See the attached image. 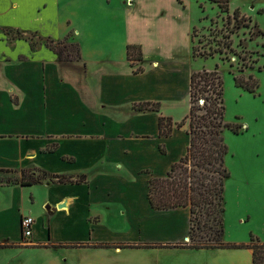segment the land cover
<instances>
[{
  "label": "crops",
  "instance_id": "crops-1",
  "mask_svg": "<svg viewBox=\"0 0 264 264\" xmlns=\"http://www.w3.org/2000/svg\"><path fill=\"white\" fill-rule=\"evenodd\" d=\"M83 2L84 27L75 29L57 0H0V32L56 42L72 33L82 54L66 62L45 44L33 49L0 34V170L17 177L0 184V244L7 245L0 252L39 249L54 258L50 264H91V255L97 264H154L150 256L184 252L176 245L189 242L190 209L156 210L148 192L149 180L165 177L190 144L187 125L160 137L159 119L173 117L183 89L189 94L195 27L174 2L125 7L123 20L112 16L110 25L100 4ZM128 45L142 47L141 62L128 60ZM145 102L160 103V111L134 109ZM27 172L75 183L52 177L23 186ZM26 216L35 221L29 239ZM128 244L137 247L116 246Z\"/></svg>",
  "mask_w": 264,
  "mask_h": 264
},
{
  "label": "rangeland",
  "instance_id": "rangeland-1",
  "mask_svg": "<svg viewBox=\"0 0 264 264\" xmlns=\"http://www.w3.org/2000/svg\"><path fill=\"white\" fill-rule=\"evenodd\" d=\"M57 1L60 17L68 16L74 22L75 29H82L83 0ZM89 1L100 4L96 10H100L109 25L110 17L117 15L123 20L125 7L129 9L133 6L138 9L142 3L159 2L170 5L174 2L172 4L174 9L186 11L193 28L195 27L193 42L197 52V57L193 58L191 51L190 67L194 72L218 69L224 80L225 121L242 126L239 134H234L231 130H225L224 133L229 149L226 166L231 174L226 180L224 193V241L238 245L246 244L253 235L264 243V37L250 41L253 31L251 28H243L235 32L233 20L228 21V16L233 17L238 10L241 16L252 20L251 26L256 24L264 32V0H229V14L222 13L219 5L210 0H182L183 6L177 2L175 4L176 0H132L134 5L126 0ZM1 21L5 19H0ZM13 21H15L13 18L10 19V22ZM1 33L2 35L6 33L10 39L25 38L33 49L45 44V38H41L37 33H30L27 36L15 30H7L5 33L2 30ZM66 38L61 42L70 44L74 41ZM240 41L246 43L247 49L240 45ZM239 70L243 71L246 78L253 75L258 80L259 88L255 93L236 86L234 76L240 74ZM177 101L178 103L168 112L173 115L171 118L175 123H181L188 116L190 109L187 87L181 91ZM202 104L203 100L199 105ZM33 176L45 178L42 173L34 175L27 172L23 180L28 181ZM16 179L13 174L0 173V184L11 183ZM48 179L50 178L45 180ZM28 201L32 205L30 197ZM34 208L40 210L41 204L34 205ZM44 212H47V209ZM246 253L244 250L235 249H187L172 255L160 257L154 255L150 258H154V264H252V259L248 260ZM132 257L133 255H126L128 260H132ZM0 259H6L9 264H50L54 258L39 249H27L21 252L6 249L0 252ZM90 261L91 264H97V259L93 255Z\"/></svg>",
  "mask_w": 264,
  "mask_h": 264
},
{
  "label": "trees",
  "instance_id": "trees-1",
  "mask_svg": "<svg viewBox=\"0 0 264 264\" xmlns=\"http://www.w3.org/2000/svg\"><path fill=\"white\" fill-rule=\"evenodd\" d=\"M198 1V0H195ZM217 3L224 14H229V0H210ZM180 4L182 0H178ZM233 20L235 32L243 28H251L253 31L250 41L264 37V32L252 24V20L241 16L235 11L233 17L228 16V21ZM195 28L193 30V33ZM192 33V40L194 35ZM72 37V38H71ZM74 40L70 44L61 41L45 39V45L60 60L77 62L82 59L81 49L71 34L66 38ZM240 45L247 49L244 41ZM264 48V45H263ZM194 57L197 52L193 47ZM211 56L213 54H210ZM207 56V55H206ZM127 58L132 64L143 60L142 47L140 45L127 46ZM138 68L136 73H141ZM234 76L237 87L255 93L259 88L258 80L250 75L245 77L242 70ZM189 114L181 123H175L171 117L161 116L159 119V136L170 137L175 127L188 126L187 134L190 144L187 154L174 163L165 177H152L149 180L148 199L156 210H170L174 208H189L191 213V228L189 242L177 244V247L195 250H251L252 264H264V243L251 235L246 244H232L224 241V193L226 180L230 172L226 166V157L229 153L225 142V130H231L239 134L242 126L232 125L225 121L226 106L224 100V80L218 69L214 71L203 70L191 75ZM203 100V104L200 101ZM134 109L140 112H159L160 103L145 102L134 105ZM165 153L163 146L160 147ZM2 174H11L12 171L0 170ZM45 178L32 177L30 180H21L23 186H33L42 183L45 179L58 178L62 183H75L69 178L50 176L42 173ZM25 239V237H24ZM7 245L0 244V248ZM120 248H134L135 245H116ZM150 247V246H146ZM168 247V246H164Z\"/></svg>",
  "mask_w": 264,
  "mask_h": 264
},
{
  "label": "built area",
  "instance_id": "built-area-1",
  "mask_svg": "<svg viewBox=\"0 0 264 264\" xmlns=\"http://www.w3.org/2000/svg\"><path fill=\"white\" fill-rule=\"evenodd\" d=\"M34 223H35V221H34L33 217L26 216L22 219L21 227H22V231H23V236L26 239H29L30 237H32Z\"/></svg>",
  "mask_w": 264,
  "mask_h": 264
}]
</instances>
